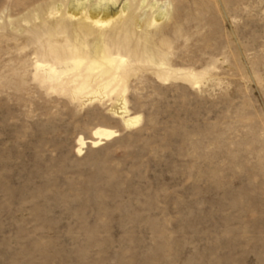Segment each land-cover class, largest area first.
<instances>
[{
    "label": "rangeland",
    "instance_id": "374dc122",
    "mask_svg": "<svg viewBox=\"0 0 264 264\" xmlns=\"http://www.w3.org/2000/svg\"><path fill=\"white\" fill-rule=\"evenodd\" d=\"M157 1L200 79H131L125 128L35 78L56 0H0V264H264V0Z\"/></svg>",
    "mask_w": 264,
    "mask_h": 264
},
{
    "label": "bare ground",
    "instance_id": "6f19581e",
    "mask_svg": "<svg viewBox=\"0 0 264 264\" xmlns=\"http://www.w3.org/2000/svg\"><path fill=\"white\" fill-rule=\"evenodd\" d=\"M170 8L168 1L160 5L157 0H125L121 6L120 0H56L45 14L53 18L59 14L62 23L55 26L54 38L38 43L35 78L48 91L80 106L110 100L118 106L109 110L125 128L137 126L140 116H131L128 109L131 79L141 80L144 72L159 81L197 84L200 79L194 69L175 70L169 53L158 47L164 39L158 44L153 41L156 33L151 29L158 31L157 27L173 18ZM43 12L39 9L32 16L40 19ZM61 63H70L71 67L61 72ZM115 135L114 130L95 128L90 143L98 146ZM77 144L76 151L81 154L87 142L80 136Z\"/></svg>",
    "mask_w": 264,
    "mask_h": 264
}]
</instances>
